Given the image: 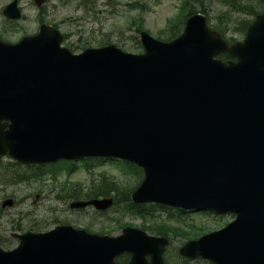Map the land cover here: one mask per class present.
<instances>
[{"label": "water", "instance_id": "1", "mask_svg": "<svg viewBox=\"0 0 264 264\" xmlns=\"http://www.w3.org/2000/svg\"><path fill=\"white\" fill-rule=\"evenodd\" d=\"M4 13L19 18L17 0ZM62 40L50 24L17 43L0 38V155L136 163L145 177L134 202L236 214L188 241L183 255L264 264V13L232 45L202 12L170 41L143 31L141 53L108 44L77 54ZM113 203L94 198L71 207ZM15 235L17 246L0 245V264H120L123 253L131 254L127 264H167L169 239L137 227L109 235L57 225Z\"/></svg>", "mask_w": 264, "mask_h": 264}, {"label": "rangeland", "instance_id": "2", "mask_svg": "<svg viewBox=\"0 0 264 264\" xmlns=\"http://www.w3.org/2000/svg\"><path fill=\"white\" fill-rule=\"evenodd\" d=\"M11 1L0 0V33L7 40L35 33L43 22L57 23L62 32L69 34L64 45L72 46L75 52L107 43L142 52L140 30L154 37L170 38L174 33L168 30V23L196 11L204 12L209 24L224 31L227 38L242 40L244 21L248 24L264 11V0H46L42 6L35 0H18L23 16L10 20L3 8ZM179 26L175 29L177 34L183 29V20ZM8 161L0 159V244L6 248L18 244L13 233L47 230L60 223L111 234H119L126 225L143 228L144 220L132 213H122L118 210L120 205L115 209L112 204L107 211L101 209V213L93 207L72 208L74 199L70 198L75 189L86 191L104 175L132 191L143 179L142 172L129 171L114 159L91 158L69 166L70 175L64 174L62 164L45 165L39 170L31 165L18 166L20 169L13 173L25 178L12 181L3 169L15 167ZM8 199H13V204L3 207ZM155 211V220L165 230L162 234L172 240L167 253L170 264H207L203 259L180 255L179 248L188 239L219 229L234 218L231 214L166 211L160 206Z\"/></svg>", "mask_w": 264, "mask_h": 264}, {"label": "trees", "instance_id": "3", "mask_svg": "<svg viewBox=\"0 0 264 264\" xmlns=\"http://www.w3.org/2000/svg\"><path fill=\"white\" fill-rule=\"evenodd\" d=\"M185 6L187 3H185ZM187 17V16H186ZM185 17V18H186ZM184 21V15H181V18H178L177 20H171L168 24V30L172 33H174L171 37H175L177 35V31L175 32V29L179 26V24ZM250 23V22H249ZM248 24H246V21H244V25L242 26L243 30H246L248 27ZM221 57L223 59H228V54H222ZM124 166L128 167L127 169L129 171H137L142 172L141 168L136 166L132 163L122 162ZM19 165L18 163H16ZM16 164H10L14 165L15 167L6 166L3 169L7 172L8 178H12V181H18L21 177L24 179L23 175H15L13 172L17 171V168H19ZM20 169V168H19ZM131 192L130 190H125L122 186L118 185L114 179H109L107 176L104 175V177L99 181L92 184L90 188H88L86 191H77L75 189V193H72V199H90L93 197H99V196H114L115 198V209L120 205L119 211L122 213H132L134 215H140L142 218H144L143 227L151 230L154 233H164L165 230H162L160 226H162V223L155 220L154 217H156V211L158 205H144V204H136L131 200ZM113 206V207H114ZM156 206V207H155ZM163 207V206H162ZM146 208L149 211H146ZM166 208V207H165ZM145 211V212H144ZM104 213V212H101ZM154 218V219H153ZM149 223V224H147ZM88 229H90L88 227ZM103 231V230H102ZM104 232V231H103ZM118 261L121 264H125L130 260V254H123L120 255L118 258ZM210 264V263H208Z\"/></svg>", "mask_w": 264, "mask_h": 264}, {"label": "flooded vegetation", "instance_id": "4", "mask_svg": "<svg viewBox=\"0 0 264 264\" xmlns=\"http://www.w3.org/2000/svg\"><path fill=\"white\" fill-rule=\"evenodd\" d=\"M38 32V31H37ZM35 32V33H37ZM35 33H32V34H35ZM65 35V38H64V41L66 42L68 37H69V34H64ZM25 36V35H24ZM24 36H22L21 38H23ZM0 37L4 40H7L5 36H3L1 33H0ZM21 38L17 39V40H14V41H10V40H7V41H10V42H17L19 41Z\"/></svg>", "mask_w": 264, "mask_h": 264}]
</instances>
